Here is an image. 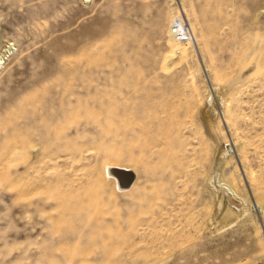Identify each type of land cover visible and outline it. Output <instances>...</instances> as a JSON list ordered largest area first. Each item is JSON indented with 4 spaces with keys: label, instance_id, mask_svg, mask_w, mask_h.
<instances>
[{
    "label": "rangeland",
    "instance_id": "obj_1",
    "mask_svg": "<svg viewBox=\"0 0 264 264\" xmlns=\"http://www.w3.org/2000/svg\"><path fill=\"white\" fill-rule=\"evenodd\" d=\"M0 56V264H264V0H0Z\"/></svg>",
    "mask_w": 264,
    "mask_h": 264
},
{
    "label": "bare ground",
    "instance_id": "obj_2",
    "mask_svg": "<svg viewBox=\"0 0 264 264\" xmlns=\"http://www.w3.org/2000/svg\"><path fill=\"white\" fill-rule=\"evenodd\" d=\"M182 24L181 23L179 24V26L182 28H179L176 31L181 30L182 32H180V34L184 32L183 35L185 36L188 31L184 28V24L183 25ZM175 41H177V40H175ZM2 59H3V57L0 56V65L2 64ZM209 118H211V117H209ZM209 118L206 121V123L208 124V128H209V125L211 127V123H212V121H211L212 118L211 119H209ZM209 132H211V131L209 130ZM110 168L118 169V171H115V170L113 171L115 176H113L110 173V171H109ZM109 169H108V173H109V175H111V179L114 181L115 185L117 186V188L120 191H128V190L132 189V187L134 186L135 181H136V177H135L136 173H135L133 168H131L129 166L114 164V165L109 166ZM119 170H123L126 172H122Z\"/></svg>",
    "mask_w": 264,
    "mask_h": 264
},
{
    "label": "built area",
    "instance_id": "obj_3",
    "mask_svg": "<svg viewBox=\"0 0 264 264\" xmlns=\"http://www.w3.org/2000/svg\"><path fill=\"white\" fill-rule=\"evenodd\" d=\"M179 19L177 18V20L175 19V20H173V22H172V24H171V26H170V33H171V35H172V37L175 39V40H177V41H179V42H185V41H187V40H189V34H188V32L186 33V35L184 36L183 35V33H181L180 34V32H182L181 30H178V31H176L178 28H181L180 26H179ZM185 28V27H184ZM186 29V28H185Z\"/></svg>",
    "mask_w": 264,
    "mask_h": 264
},
{
    "label": "water",
    "instance_id": "obj_4",
    "mask_svg": "<svg viewBox=\"0 0 264 264\" xmlns=\"http://www.w3.org/2000/svg\"><path fill=\"white\" fill-rule=\"evenodd\" d=\"M114 170H115V171H118V169H116V168H110V169H109L110 173H111L113 176H115L114 173H113ZM119 171L126 172V171H123V170H119Z\"/></svg>",
    "mask_w": 264,
    "mask_h": 264
}]
</instances>
